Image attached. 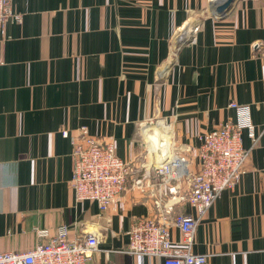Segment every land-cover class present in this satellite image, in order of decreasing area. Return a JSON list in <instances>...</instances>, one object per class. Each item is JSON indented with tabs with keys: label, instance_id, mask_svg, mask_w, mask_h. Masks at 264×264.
<instances>
[{
	"label": "crops",
	"instance_id": "obj_1",
	"mask_svg": "<svg viewBox=\"0 0 264 264\" xmlns=\"http://www.w3.org/2000/svg\"><path fill=\"white\" fill-rule=\"evenodd\" d=\"M220 3L11 0L20 21L0 30V252L27 253L42 241L36 230L65 225L71 239L97 237L90 264H164L128 253L131 225L197 213L187 177L163 183L153 168L196 173L199 137L236 122L238 103L257 138L244 132V175L199 220L192 251L206 264H264V0H237L217 20ZM82 126L132 166L105 212L71 186L70 137ZM157 128L167 149L149 144Z\"/></svg>",
	"mask_w": 264,
	"mask_h": 264
},
{
	"label": "built area",
	"instance_id": "obj_2",
	"mask_svg": "<svg viewBox=\"0 0 264 264\" xmlns=\"http://www.w3.org/2000/svg\"><path fill=\"white\" fill-rule=\"evenodd\" d=\"M12 19L20 21L11 7V0H0V30ZM236 111V122L220 124L199 137V170L190 174L171 163L153 168L163 183H172L180 176L190 182L188 204L196 211L192 215L165 216L161 221L151 218L137 219L128 232L127 251L135 256L161 257L164 264H206V255L194 254L192 249L199 220L226 190L236 188L245 172L250 149L242 142L244 132L251 141L257 138V129L251 119L249 106L231 103ZM77 137H70L73 162L71 186L77 202L93 201L105 212L111 203L120 198L132 166L116 153L112 144H101L89 135L87 127L78 129ZM62 135L69 138L67 131ZM175 188L170 191L174 192ZM181 232L174 241L170 227ZM40 243L27 253L0 252V264H90L97 250L98 239L87 234L85 239H71L70 229L60 226L51 236L47 229L36 230Z\"/></svg>",
	"mask_w": 264,
	"mask_h": 264
},
{
	"label": "bare ground",
	"instance_id": "obj_3",
	"mask_svg": "<svg viewBox=\"0 0 264 264\" xmlns=\"http://www.w3.org/2000/svg\"><path fill=\"white\" fill-rule=\"evenodd\" d=\"M147 139L152 143L155 149H167L170 144V137L162 128H157L152 136H147Z\"/></svg>",
	"mask_w": 264,
	"mask_h": 264
},
{
	"label": "water",
	"instance_id": "obj_4",
	"mask_svg": "<svg viewBox=\"0 0 264 264\" xmlns=\"http://www.w3.org/2000/svg\"><path fill=\"white\" fill-rule=\"evenodd\" d=\"M236 1L237 0H221V3L216 5V7L212 11V15L214 16V18L220 20L227 17V14H229V12L233 9ZM187 41L188 39L183 41L181 44L183 45ZM181 44H179V48Z\"/></svg>",
	"mask_w": 264,
	"mask_h": 264
},
{
	"label": "clouds",
	"instance_id": "obj_5",
	"mask_svg": "<svg viewBox=\"0 0 264 264\" xmlns=\"http://www.w3.org/2000/svg\"><path fill=\"white\" fill-rule=\"evenodd\" d=\"M151 142L149 141V144H150Z\"/></svg>",
	"mask_w": 264,
	"mask_h": 264
}]
</instances>
